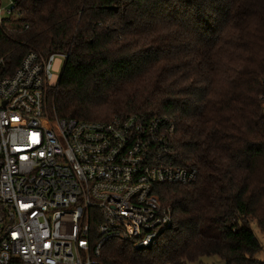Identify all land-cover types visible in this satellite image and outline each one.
Segmentation results:
<instances>
[{
    "label": "trees",
    "instance_id": "trees-1",
    "mask_svg": "<svg viewBox=\"0 0 264 264\" xmlns=\"http://www.w3.org/2000/svg\"><path fill=\"white\" fill-rule=\"evenodd\" d=\"M0 40L11 74L29 50L66 54L47 110L173 125L188 185H156L172 224L148 248L112 240L101 264H263L264 0H20Z\"/></svg>",
    "mask_w": 264,
    "mask_h": 264
},
{
    "label": "built area",
    "instance_id": "built-area-1",
    "mask_svg": "<svg viewBox=\"0 0 264 264\" xmlns=\"http://www.w3.org/2000/svg\"><path fill=\"white\" fill-rule=\"evenodd\" d=\"M19 2L0 0V40ZM55 57L29 50L8 74L0 56V264H101L112 240L148 248L172 224L155 186L199 175L173 164L167 118L50 114Z\"/></svg>",
    "mask_w": 264,
    "mask_h": 264
},
{
    "label": "rangeland",
    "instance_id": "rangeland-1",
    "mask_svg": "<svg viewBox=\"0 0 264 264\" xmlns=\"http://www.w3.org/2000/svg\"><path fill=\"white\" fill-rule=\"evenodd\" d=\"M64 61L59 58L55 57L53 62H52V67H51V73H52V80L50 81L51 85H54L57 81V79L60 76L61 70L63 68ZM251 229L258 241V243L261 246V251L256 255V259L260 262H264V238L262 237L261 233L257 229L255 225H251ZM193 264H224L219 258L211 256V257H203L197 262Z\"/></svg>",
    "mask_w": 264,
    "mask_h": 264
}]
</instances>
